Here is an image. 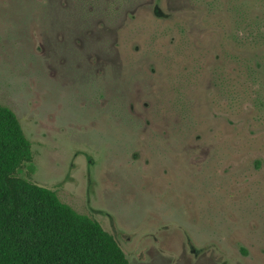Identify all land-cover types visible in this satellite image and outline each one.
Wrapping results in <instances>:
<instances>
[{"label":"rangeland","instance_id":"1","mask_svg":"<svg viewBox=\"0 0 264 264\" xmlns=\"http://www.w3.org/2000/svg\"><path fill=\"white\" fill-rule=\"evenodd\" d=\"M0 105L128 264H264V0H0Z\"/></svg>","mask_w":264,"mask_h":264},{"label":"trees","instance_id":"2","mask_svg":"<svg viewBox=\"0 0 264 264\" xmlns=\"http://www.w3.org/2000/svg\"><path fill=\"white\" fill-rule=\"evenodd\" d=\"M31 162L16 115L0 105V264H128L98 221L17 177Z\"/></svg>","mask_w":264,"mask_h":264}]
</instances>
